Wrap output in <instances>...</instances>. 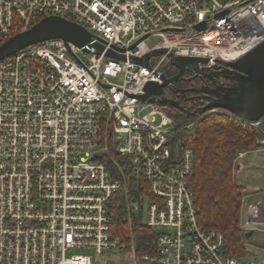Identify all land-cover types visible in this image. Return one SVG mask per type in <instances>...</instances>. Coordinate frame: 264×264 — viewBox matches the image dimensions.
<instances>
[{
	"label": "built area",
	"instance_id": "built-area-1",
	"mask_svg": "<svg viewBox=\"0 0 264 264\" xmlns=\"http://www.w3.org/2000/svg\"><path fill=\"white\" fill-rule=\"evenodd\" d=\"M41 15L85 26L104 50L84 61L75 45L49 39L0 61V264H97L84 251L126 250L107 208L120 189L127 209L157 231V254L142 259L260 264L232 254L221 231L197 224L193 149L175 134L168 107L151 103L142 114L148 105L140 97L161 73H177L167 53L206 58L198 70L210 74L262 42L264 0H0V42ZM199 23L204 29H195ZM150 37L159 40L148 45ZM161 49L147 66L130 59ZM189 70L178 81L211 82ZM256 149L264 150V136ZM108 153L125 158L121 177L98 160ZM263 223L251 206L245 225L255 231Z\"/></svg>",
	"mask_w": 264,
	"mask_h": 264
},
{
	"label": "trees",
	"instance_id": "trees-1",
	"mask_svg": "<svg viewBox=\"0 0 264 264\" xmlns=\"http://www.w3.org/2000/svg\"><path fill=\"white\" fill-rule=\"evenodd\" d=\"M43 17L41 15L36 22ZM18 32L13 31L10 36ZM166 111L173 119L175 134L185 138L193 149V171L189 182L197 224L203 229L221 231L229 251L234 255H244L247 239L239 220L244 188L234 178V165L240 152L258 146L264 132V115L257 126H251L225 114L205 112L193 116L173 107ZM191 122H194L192 130L179 131L181 124ZM124 159L113 153L98 158L113 178L126 173ZM133 185L132 182L126 187L133 188ZM144 193L147 195L145 184ZM107 208L112 218V234L121 238L124 249L133 248L134 264H158L142 259L143 254H157V231L146 226L144 214L134 215L127 209L123 189L109 198Z\"/></svg>",
	"mask_w": 264,
	"mask_h": 264
},
{
	"label": "water",
	"instance_id": "water-1",
	"mask_svg": "<svg viewBox=\"0 0 264 264\" xmlns=\"http://www.w3.org/2000/svg\"><path fill=\"white\" fill-rule=\"evenodd\" d=\"M204 27V23H199L195 29L202 30ZM49 39H61L75 45L83 52L100 54L104 50L103 45L94 41L93 34L85 26L66 17L47 15L26 30L19 31L2 42L0 44V61L21 49ZM165 52L164 49L153 50L143 58L131 57L130 59L147 66L149 57ZM106 55L116 56L110 50L106 52ZM167 57L169 63L177 69V73L169 78L161 73V83L148 82L144 87V95L140 97L143 101L164 107H173L193 116L210 112L212 109H221L247 122L259 121L263 117L264 40L236 60L225 62L220 71H217V67L214 66L210 74H203L201 70H198V63L207 62L206 58L174 56L171 53H167ZM188 69L195 72L194 77L201 74L215 84L214 88L206 91L207 95L203 97L206 101L205 104L193 112L184 109L178 100L165 95V88L168 84L181 80L184 72ZM94 156L98 157L100 153ZM251 235L252 230L244 234L246 239Z\"/></svg>",
	"mask_w": 264,
	"mask_h": 264
},
{
	"label": "crops",
	"instance_id": "crops-1",
	"mask_svg": "<svg viewBox=\"0 0 264 264\" xmlns=\"http://www.w3.org/2000/svg\"><path fill=\"white\" fill-rule=\"evenodd\" d=\"M259 149H255L248 152H242V156L236 158L234 165V178L239 177L243 173H250V179H244L241 184L243 186L242 205L240 210V227L246 233L250 229L245 225L249 210L251 206H255L260 212V219L264 222V151L260 152ZM250 154H255L251 156ZM260 165L263 169L261 177ZM260 177V178H259ZM261 179V180H260ZM251 183V187H248ZM239 184V185H240ZM247 186V187H245ZM258 233L264 232V223L259 226V230H255ZM252 231V234L255 232ZM252 236V235H251ZM250 236V237H251ZM249 237V238H250ZM248 238V239H249ZM247 239V240H248ZM133 252V248L131 249ZM135 258L133 260L134 264ZM260 264H264V258L261 259Z\"/></svg>",
	"mask_w": 264,
	"mask_h": 264
},
{
	"label": "rangeland",
	"instance_id": "rangeland-1",
	"mask_svg": "<svg viewBox=\"0 0 264 264\" xmlns=\"http://www.w3.org/2000/svg\"><path fill=\"white\" fill-rule=\"evenodd\" d=\"M158 40H159L158 38L150 37V38L146 39V43L148 45H152ZM77 53L81 57V59L84 61H87L91 55L88 52L78 51ZM116 82H121V79L117 78ZM151 109H152V106L148 105L147 108L145 110H143L141 113L145 114L148 111H150ZM217 114H224V113H217ZM251 126H254V125H251ZM262 136H264V134ZM255 149H256V147L253 150H255ZM250 151H252V150H250ZM258 151L263 152L264 150L259 149ZM246 152H248V151H246ZM250 155L251 156L254 155V157H255V154H253V155L250 154ZM257 171H260L259 176L261 177V174L263 171L261 165H260L259 170H257ZM244 179H247V180L250 179V173L249 172L243 173L239 177H236V182L238 184H240L244 181ZM245 187H247V186H245ZM248 187H251V183ZM245 249L246 250H245L244 255L247 253L248 257H251V259H254L255 261L260 263L261 259L264 258V232L258 233L255 231L252 234V236L247 240L246 245H245ZM84 252L91 254L94 262H96L97 264H133V260H134V253L131 251V249L105 251L102 254H95L92 250H86Z\"/></svg>",
	"mask_w": 264,
	"mask_h": 264
},
{
	"label": "flooded vegetation",
	"instance_id": "flooded-vegetation-1",
	"mask_svg": "<svg viewBox=\"0 0 264 264\" xmlns=\"http://www.w3.org/2000/svg\"><path fill=\"white\" fill-rule=\"evenodd\" d=\"M172 86L173 90H166V96L178 98L181 105L193 109L205 104L203 99V96L207 95L205 90L215 87L213 83L203 81L202 79L191 80L190 82L176 81Z\"/></svg>",
	"mask_w": 264,
	"mask_h": 264
},
{
	"label": "bare ground",
	"instance_id": "bare-ground-1",
	"mask_svg": "<svg viewBox=\"0 0 264 264\" xmlns=\"http://www.w3.org/2000/svg\"><path fill=\"white\" fill-rule=\"evenodd\" d=\"M185 72H186V71H185ZM185 72H184V73H185ZM187 73H190V70H189V69L187 70ZM175 82H176V81H175ZM208 90H209V89H208ZM206 91H207V90H205V92H206ZM206 93H207V92H206ZM143 95H144V94H143ZM140 99H141V98H140ZM141 100H142V99H141ZM142 102H143V104H145V105H149V104H151V103H149L148 101H143V100H142ZM257 122H258V121H255L254 123L257 124Z\"/></svg>",
	"mask_w": 264,
	"mask_h": 264
}]
</instances>
